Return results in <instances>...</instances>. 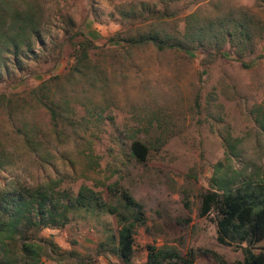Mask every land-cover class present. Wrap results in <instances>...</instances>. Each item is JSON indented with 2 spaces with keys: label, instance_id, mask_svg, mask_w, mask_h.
<instances>
[{
  "label": "rangeland",
  "instance_id": "1",
  "mask_svg": "<svg viewBox=\"0 0 264 264\" xmlns=\"http://www.w3.org/2000/svg\"><path fill=\"white\" fill-rule=\"evenodd\" d=\"M237 6L264 21L262 0H0V26L7 38L27 37L20 21L29 16L43 40L31 43L37 59L22 58L20 71L14 67L3 75L0 94L24 95L50 77L65 75L75 43L84 37L99 47L91 54L109 79L107 93L89 92V100L69 104L58 123L66 135L61 142L49 114L32 112L29 121L39 137L54 145L47 146L45 160L20 148L0 114V144L17 147L14 162L0 173V189L29 187L74 196L86 185L115 202L109 191L115 186L142 203L158 243L183 253L197 251L195 264H219L208 251L228 262L242 259L240 248L216 240L215 214L199 217L196 208L199 192L211 189L219 162L222 169L264 175V129L258 123L264 111V38L243 58L248 66L228 45L212 57L202 49L129 46L110 39L155 30L182 39L191 15L203 21ZM224 137L236 143L239 156L225 158ZM132 138L147 145L144 161L131 155ZM116 227L114 215L72 213L63 228L42 229L60 254L41 264H121L114 255L97 252Z\"/></svg>",
  "mask_w": 264,
  "mask_h": 264
},
{
  "label": "trees",
  "instance_id": "2",
  "mask_svg": "<svg viewBox=\"0 0 264 264\" xmlns=\"http://www.w3.org/2000/svg\"><path fill=\"white\" fill-rule=\"evenodd\" d=\"M190 17L182 39L156 30L138 36L114 35L110 39L129 46L151 43L158 49L167 46L202 49L212 57L223 54L228 45L235 58L248 66L243 58L252 55L258 41L264 38V21L247 7H233L203 21L193 15ZM20 19H12V22ZM20 22L23 23L21 30L27 34L20 41L7 38L5 29L0 26V81L11 68L20 71L22 58H38L30 47L35 39L43 42L40 29L29 16ZM44 46L41 45L42 51ZM98 48L84 37L75 43L73 62L65 75L50 77L24 95L7 97L0 94V114L7 118L11 132L20 139V148L31 156L45 160L47 146H54L45 135L39 137L36 126L29 121L34 110L49 114L55 139L61 142L66 135L58 131V123L69 104L83 97L89 100V92L107 93V71L91 54ZM22 52L27 57H22ZM195 103L198 105L197 98ZM90 110L88 108V112ZM258 123L264 129V111ZM224 142L226 159L239 156L234 141L224 137ZM16 148L10 150L0 144V173L14 162ZM128 149L139 161H144L148 155L147 145L135 138L129 142ZM210 185L211 189L198 194L197 215L208 217L214 213L216 240L222 245L240 248L243 257L228 262L215 251L208 252L219 264H264V175L251 176L233 167L222 169L219 162L215 165ZM109 191L116 198L115 202L107 201L100 192L86 185H81L74 196L29 187L0 189V264H41L45 257H53V253L59 255L58 245L51 238L43 237L41 231L63 228L70 221L71 214L78 211L96 217L110 214L117 220L116 232L98 244L99 255H114L121 264H195L197 251L187 249L183 253L175 246L158 243L152 237L151 221L144 206L127 190L112 186Z\"/></svg>",
  "mask_w": 264,
  "mask_h": 264
}]
</instances>
